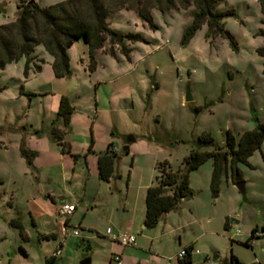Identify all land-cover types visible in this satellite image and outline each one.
I'll use <instances>...</instances> for the list:
<instances>
[{
    "label": "rangeland",
    "instance_id": "obj_1",
    "mask_svg": "<svg viewBox=\"0 0 264 264\" xmlns=\"http://www.w3.org/2000/svg\"><path fill=\"white\" fill-rule=\"evenodd\" d=\"M36 1L46 6L63 0ZM17 2L0 0V24L15 19ZM226 8L234 10L233 15L224 17L223 21L237 43L236 49L227 39L206 37L205 25L196 30L186 43H182V31L190 20L192 7L163 13L153 9L152 19L158 26L155 30L150 29L134 12L120 10L107 18L110 26L120 31H139L149 40L148 43H132L130 61L121 55L115 58L99 55L95 57L98 72L91 75L92 71L86 66L85 43L79 39L67 49L71 73L63 78L53 77L47 63L41 73L30 74L26 78L22 74L23 58L7 64L0 69V140L8 138L11 141L8 132L18 131L21 127L19 120L24 118L22 108L28 105L30 97L20 95L30 93L23 91V84L47 92L44 98L32 99V106L38 107L44 100L49 111L51 99H57L58 95L67 96L62 92L75 91L72 98L67 96L71 103L93 110L96 106V77L114 79L113 84H100L99 106L109 107L111 101L115 106L131 107L126 106L124 100L132 97L134 106L131 112L125 113L126 116L131 113V122L141 130L145 126V133H149L147 138L156 142L150 143L143 137L146 143L135 144L138 149L136 164L142 178L148 177L152 170L151 161L156 158L169 160L173 168L180 167L183 156L202 132H209L219 145L223 144L227 130L238 137L254 126V116L264 121V57L256 51L257 47L264 45V36L260 34L262 24L257 0H222L217 7L219 10ZM187 89L192 97L188 102L184 98ZM107 116L105 119L108 120ZM120 119L119 126L126 129V121L123 117ZM6 152L0 148V177L6 178L5 183L0 185V264H7V259L11 264H45L44 255L53 242L40 240L28 211L27 192L20 180L22 175L15 165L13 173L18 178L10 176L12 172L4 157ZM9 153H12V148ZM248 162L250 165L238 164L243 175V192L232 183L229 171H223L216 196L218 201L213 204L209 178L198 171L194 173L197 178L192 181V186L189 181L193 195L183 199L172 211L175 214L170 216V220L183 226L181 232H185L186 237H198L197 249L200 252L193 255L192 264H228L230 254L241 264H264V235H257L250 240V246L245 245L251 230L255 227L260 230L264 226V141L260 149L250 155ZM210 164L208 160L203 166ZM120 167L126 172L129 160L124 158ZM38 177L32 179L38 189L48 183L79 195V187L75 186L77 190H72L69 181L49 183L44 176ZM11 194L12 201L8 202ZM108 206V202L100 203L88 218L98 226L113 227L116 220L114 214L110 215ZM223 212L233 213L229 216L231 227L228 230L218 227L215 231ZM208 214L214 216L211 222L204 219L198 221ZM15 217L20 218L29 239H24L18 228L10 224ZM193 218L196 222L188 225L187 222H193ZM235 230L239 231L236 235ZM57 231L64 241L61 257L58 256L62 261L52 264H79L85 252L99 248L95 243L87 248L85 233L81 230L79 236H73V228L65 231L59 227ZM19 246L25 248L29 255L23 256ZM213 256L217 258L213 259ZM102 259L97 252L92 264H104Z\"/></svg>",
    "mask_w": 264,
    "mask_h": 264
},
{
    "label": "crops",
    "instance_id": "obj_2",
    "mask_svg": "<svg viewBox=\"0 0 264 264\" xmlns=\"http://www.w3.org/2000/svg\"><path fill=\"white\" fill-rule=\"evenodd\" d=\"M106 46L107 44H105V47ZM130 46H132V43ZM103 48L96 51L95 57L98 58L99 55L110 56L103 51ZM39 50V56L44 59V62L41 64V71L35 72L30 70L29 75L35 76L41 73L46 63L49 65L52 73L50 66L51 56L43 52L40 48ZM118 55L123 56L116 51L113 57L115 58ZM117 61L119 60L117 59ZM127 61H130V59ZM35 62L37 63V61ZM101 68L103 69V67ZM98 69V63L96 62V67L91 72V75L98 72ZM53 77L55 76L53 75ZM95 80L94 91L96 102H94L96 106L94 109L79 108L78 105H75V102L72 103L73 111L69 125L65 129L63 135V141L69 149V152H62L60 145L50 137L48 131L50 122L55 117L60 96L58 95L57 99H51V101H49V111L46 110V102H43L44 100L41 101L42 104L38 107L32 106V99H37L38 97L39 99L40 97L44 98L47 96V92L42 89L28 88L26 84H23V91L30 93H20V95L22 97H30L28 98V105L22 108L24 118L19 120V126L21 127L18 131L8 132L10 133L8 136L12 137L11 141L8 138L0 140V148L7 151L4 157L8 168L12 172L10 176L12 178H18V176L13 173V171L16 170L15 165L18 166V171L20 175H22L20 180L23 182L22 185L27 192L26 200L29 204L28 211L35 228L39 232L40 240L53 242V245L44 255L45 264L62 261V258H59L61 256L55 257L50 263H48L46 259L52 256L53 250L59 243H61L62 254L64 241L61 240L57 230L59 227L62 228L63 224L57 219V208L62 203L72 202H74V204L72 203L74 209L66 221V229L79 227V230L85 233L84 238L87 240L85 243L87 248L91 247V243H95L99 247L98 249H101H92L90 253L85 252L81 259L89 258V262L85 264H92L97 252L102 256L104 264H114L112 260V255L114 253L121 255L123 264H164L169 255L187 245L192 246V259L194 254L200 252L197 249L198 237H186L185 232H181L183 226L181 227L180 223L170 220V216L175 214V212H172L173 210L162 216L154 227L148 228L144 225L146 190L153 183L155 165L160 159L156 158L153 159V162L151 161L152 170L149 172L148 177L142 178L139 176L140 172H138L136 164L138 149L135 147V144L138 142L143 144L146 143L143 141V137L147 138L149 133H145V126H143L141 130L131 122V113L129 116L125 114L131 112L133 109L134 100L132 97H126L127 99L124 100L127 104L126 106L131 105V107L115 106L111 101H109V107H100L98 88L100 84H113L114 79L108 80L104 77H96ZM22 82H24V80ZM75 93V91L71 93L62 92V94H67L69 98H72ZM106 115H108V120L105 119ZM122 117L124 121H126L124 124L126 129L119 126L121 122L120 118ZM39 119L40 121H38ZM102 121H105V123L102 124ZM135 121L139 120L136 119ZM127 136H133L135 140L133 142H128L126 140ZM147 139L150 140V143H156L152 138ZM91 141V148L87 151ZM125 144H128L126 150L123 149ZM20 145H23L27 151L34 152V157L30 164H27L25 158L20 154ZM10 148H12L11 154L9 153ZM107 149L113 151L116 157L114 175L109 178V180L104 181L98 177L97 155L103 153ZM119 154L122 155V157H120ZM72 155L77 156L73 157ZM42 156H44V160L41 159ZM118 156L119 159H117ZM124 158L129 160V167L126 172L122 171L120 167V162ZM205 163L189 174L191 186L192 181L197 178V174L194 173L198 171L201 174L203 172L205 176L209 178L210 183L212 165L210 164V166L207 167L203 166ZM78 166H80V168H78ZM40 176H44L49 183L52 181L57 183L58 180H64L65 182L69 181L73 186H71L72 190H77L75 186L79 187V195L73 191L70 192L55 188L48 183H46L42 189H38L32 179H36L37 177L40 179ZM5 181V177H0V185H3ZM212 200L213 204H215L214 202L218 201V197ZM11 201L12 194L8 202ZM104 202H108L109 204L110 215L114 214L116 223L113 227L109 225L106 227L103 225L98 226L88 218V215L92 213L100 203ZM194 212H196V209H194ZM230 214L233 213L223 212L219 216L217 226L215 225V228H217L215 231L218 230V227L224 230H228L231 227L229 221ZM213 217L214 216L208 214L202 219L199 218L198 221L204 219L206 222H211ZM227 219L228 229H225L224 223ZM194 221L196 222L195 218H193V222L190 220L187 224L191 225ZM24 228L23 226V229ZM122 232L135 235V240L131 245L123 246L117 240L111 238ZM24 236L25 239H29V234H27L25 230ZM21 254L23 256L29 255L25 248H23V253ZM7 264H11L9 259H7Z\"/></svg>",
    "mask_w": 264,
    "mask_h": 264
},
{
    "label": "trees",
    "instance_id": "obj_3",
    "mask_svg": "<svg viewBox=\"0 0 264 264\" xmlns=\"http://www.w3.org/2000/svg\"><path fill=\"white\" fill-rule=\"evenodd\" d=\"M222 0H63L50 5L41 6L36 0H18L16 16L13 21L0 24V69L11 62L24 59L22 74L26 78L30 70L41 71L43 58L41 50L51 56V70L55 77H65L71 73L67 49L79 39L87 46V69L91 72L96 67L95 55L98 49L110 56L116 51L127 60L133 42L149 40L139 31H120L110 26L107 18L111 13L127 10L134 12L137 17L150 29H157L151 11L153 9L163 13L170 10L188 9L192 7L191 17L185 25L181 42L186 43L196 30L206 26V37L211 39L222 37L227 39L232 48L237 43L233 35L224 26V17L233 15L232 8L217 9ZM261 19L260 34L264 36V0H257ZM2 8H0V11ZM105 44L107 46L105 47ZM38 48V49H37ZM37 51L36 54H33ZM264 57V45L256 49ZM37 61V63L35 62ZM199 110V108H195ZM73 105L66 95H61L58 101L55 117L48 127L50 137L60 145L62 152L69 149L63 141L65 129L69 125ZM254 126L244 130L236 137L227 130L222 145L214 142L209 132L200 133L193 146L181 160V166L172 168L167 159L160 160L155 165L153 183L147 188L145 195L144 225L154 227L162 217L178 207L181 201L193 195L189 186V174L198 169L206 161L212 165L209 187L213 198L217 196L221 174L229 171L232 183L243 181V175L238 164L250 165L248 159L256 150H259L264 141V121L253 117ZM92 141L88 150L91 148ZM20 154L30 164L34 152L27 151L20 145ZM76 157L77 155H72ZM116 154L108 149L97 155L98 177L107 181L114 175ZM228 219L225 220V229ZM10 224L18 228L20 235L25 239L23 225L19 217L12 218ZM264 226L260 230H263ZM257 227L253 228L245 245L250 246V240L257 235ZM49 237V236H46ZM23 253V248L19 246ZM186 255L180 264H192V246H185ZM54 256L46 259L48 263ZM228 264H241L230 254Z\"/></svg>",
    "mask_w": 264,
    "mask_h": 264
},
{
    "label": "built area",
    "instance_id": "obj_4",
    "mask_svg": "<svg viewBox=\"0 0 264 264\" xmlns=\"http://www.w3.org/2000/svg\"><path fill=\"white\" fill-rule=\"evenodd\" d=\"M73 209H74V205L71 203H62L57 208V219L61 224H63V228L65 231H67L66 221L69 218V216L71 215ZM234 233L238 234L239 231L235 230ZM72 234L74 236H78L79 235V227H74ZM255 234L256 235H264V229L258 230ZM111 238L113 240H117L121 245L127 246V245H131L134 242L135 235L128 233V232H122L116 236H112ZM60 254H61V243H59V245L53 250L52 256L58 257ZM185 255H186V249H185V247H181L176 252L169 255L166 258L164 264H180V261L184 259ZM112 260H113L114 264H122L121 255L118 253H114L112 255Z\"/></svg>",
    "mask_w": 264,
    "mask_h": 264
},
{
    "label": "water",
    "instance_id": "obj_5",
    "mask_svg": "<svg viewBox=\"0 0 264 264\" xmlns=\"http://www.w3.org/2000/svg\"><path fill=\"white\" fill-rule=\"evenodd\" d=\"M184 98H185V101H187V102H188V101H191V99H192V97H191V93L189 92L188 89H187L186 92H185V96H184ZM126 140H127L128 142H133V141L135 140V138H134L133 136H127ZM127 148H128V144H125V145L123 146V149L126 150ZM117 159H119V156H118ZM235 184H236V186L239 188V190H240L241 192L244 191V182H243V181L237 182V183H235ZM164 215H165V213L162 214V216H164ZM215 258H216V257L214 256L213 259H215ZM88 262H89V258H85V259H83V260L80 261V264H85V263H88Z\"/></svg>",
    "mask_w": 264,
    "mask_h": 264
}]
</instances>
